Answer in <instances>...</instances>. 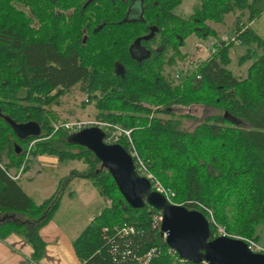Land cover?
Returning <instances> with one entry per match:
<instances>
[{"label":"trees","instance_id":"trees-1","mask_svg":"<svg viewBox=\"0 0 264 264\" xmlns=\"http://www.w3.org/2000/svg\"><path fill=\"white\" fill-rule=\"evenodd\" d=\"M197 1L181 17L172 11L180 0H148L140 20L116 22L114 8L105 6L101 15L102 10H80V0L74 15L62 22L47 13L42 0H0L1 240L15 233L30 245L33 260L44 254L39 229L51 220L64 189L36 203L8 170L22 166L27 172L33 157L49 154L83 163L80 176L109 202L71 240L79 264H204L180 259L158 231L160 212L127 205L93 154L68 143L67 129L52 130L50 106L79 85L98 95H90L98 120L130 130L135 157L173 193L172 203L196 209L208 221L205 207L226 233L256 241L255 226L264 219V39L249 24L264 14V0ZM15 2L29 8L37 28ZM226 14H234L232 37L220 38L213 52L174 77L172 67L185 58L180 51L185 39L215 35L206 22L222 23ZM136 44L149 55L135 58ZM233 44L246 48L239 63L251 59L243 77L227 68ZM190 104L218 112L189 131L178 130L172 107ZM4 117L35 121L39 136L18 139ZM117 144L131 152L124 137ZM124 226L133 231L122 233Z\"/></svg>","mask_w":264,"mask_h":264},{"label":"rangeland","instance_id":"rangeland-1","mask_svg":"<svg viewBox=\"0 0 264 264\" xmlns=\"http://www.w3.org/2000/svg\"><path fill=\"white\" fill-rule=\"evenodd\" d=\"M197 2V0H180V3L172 11L181 17H186L192 12V7ZM233 18L234 14H226L222 23L206 22L215 31V35L206 38L188 36L180 49L182 53H185V58L179 60L180 62L177 63L176 67H172L174 77L180 73L181 68L194 67L207 57L211 53L213 43L218 42L220 38L232 37L234 34L232 32ZM250 27L256 31L258 36L264 39V14L252 21ZM244 49L246 48L240 44H233L230 48V62L227 68L237 77L245 75L246 68L251 62V59H249L246 61L241 60L242 62L239 63V57L244 53ZM90 95L98 96L95 92L89 93L80 90L79 85H77L59 96L57 102L50 106L52 114L49 116L52 130L56 131L60 128L59 126L67 129L65 125H72L74 128L77 122L87 123L88 121L98 120L95 99H92ZM172 110L179 119L176 128L181 131L191 130L204 117L218 112L217 109L202 104L174 106ZM72 130L67 129L70 132ZM31 144L32 141L27 146ZM38 156L46 157V160H44L46 163L51 160L55 161L51 163L52 168L48 169L47 167L37 170L36 168L39 165ZM38 156L31 159L32 172L24 181L25 191L30 194V197L36 203L47 198L57 188L62 187L64 192L54 215L48 222L49 224L47 223L40 228L43 231L41 237L45 241L44 254L39 259L33 260L30 245L21 236L15 234L21 238L24 245L29 247V256H25L24 252L17 247L13 249L12 253L19 259H13L10 263L42 264L43 261L44 264H77L75 256L72 253L69 255L67 250V248L71 249V240L84 228L88 220L109 202L101 198L96 188L87 178L80 176L85 168L83 163L75 160H59L55 155L49 154ZM1 160L7 163L4 153L1 155ZM8 171L10 174L16 172L14 169ZM24 173L23 171L22 174ZM22 174L19 177L23 176ZM15 180L19 182L20 179ZM254 235L256 236V244L264 247V219L255 226ZM2 242L4 247L7 248V243ZM5 252L7 259H9L10 253L6 249ZM54 258L59 261L54 262Z\"/></svg>","mask_w":264,"mask_h":264},{"label":"water","instance_id":"water-1","mask_svg":"<svg viewBox=\"0 0 264 264\" xmlns=\"http://www.w3.org/2000/svg\"><path fill=\"white\" fill-rule=\"evenodd\" d=\"M13 5L31 17L26 7L18 3ZM114 72L121 75L119 65ZM4 120L20 140L40 134V126L35 121L16 123L7 117ZM67 142L82 146L93 154L99 162V170L108 173L127 205L131 208L148 205L160 212L158 231L165 244L179 258L204 264H264V253L251 251L238 238L221 235L211 238L208 221L200 211L172 203L152 190L149 182L136 173L129 153L117 143H105L103 131L98 127L72 131L67 136Z\"/></svg>","mask_w":264,"mask_h":264},{"label":"built area","instance_id":"built-area-1","mask_svg":"<svg viewBox=\"0 0 264 264\" xmlns=\"http://www.w3.org/2000/svg\"><path fill=\"white\" fill-rule=\"evenodd\" d=\"M223 39H225V37H223ZM213 50L214 49L212 48L211 52H213ZM75 125H76V127H74V128L72 125H68V126L65 125V126L68 130L73 129L72 131H76V130H79V129L84 128V127L96 126L103 131V141L107 144L117 143L120 140V137H124L127 140L128 144L130 145V148H131V152L130 151L128 152L129 155L131 156V158L135 157V152L132 148V144H131V141L129 138L130 130L122 129L117 123H111L109 121H104V120H94V121H88L87 123L77 122ZM134 159L135 160H133V159L132 160L134 163L136 173L139 176L145 178L149 182L150 188L152 190L161 193L162 195H164V197L167 200L170 201V198L173 196V193L171 191H169L168 189H165L159 183V181L147 170L146 166L144 165V163L140 159H138L137 157H135ZM22 172H23L22 166H20L14 174H10V173H8V174L10 175V177L12 179H19L20 178L19 175L22 174ZM202 208L208 214V221L213 224V226L215 228V235L216 236L221 235V236H227V237H233V238L241 239L242 241H244L246 243L247 247L251 251L264 253V247L256 244L255 241L248 239V238H245V237H241V236H237V235H231V234L226 233L223 227L217 225L214 222L210 211L205 207H202ZM160 219H161V216H158L157 217L158 223H159ZM132 231H133V228L131 226H124L121 228L122 233H127V232H132ZM146 258H147L146 256L143 257V260H145Z\"/></svg>","mask_w":264,"mask_h":264},{"label":"flooded vegetation","instance_id":"flooded-vegetation-1","mask_svg":"<svg viewBox=\"0 0 264 264\" xmlns=\"http://www.w3.org/2000/svg\"><path fill=\"white\" fill-rule=\"evenodd\" d=\"M148 0H81L80 10H84L85 8H89L90 12L95 13L98 10H102L101 15L105 14V6L110 9H115L118 11L117 16L113 17V20L117 18L116 22H127V21H136L140 20L142 8L145 2ZM156 1V0H151ZM16 3V2H15ZM80 3V0H74L73 4H64L60 2V0H42V5H44L48 14H56L58 15L62 22H66L67 19H70L75 13V6ZM20 4V3H18ZM21 5V4H20ZM23 6V5H21ZM26 7L28 10L29 8ZM31 17H28L31 21V25L34 28H37L38 21L35 16L30 12ZM33 17V18H32ZM85 36H83L82 41ZM132 55L135 58H142L149 55V51L146 47L142 45L136 44L132 49ZM118 65H115V67ZM120 69L122 70L121 66Z\"/></svg>","mask_w":264,"mask_h":264},{"label":"crops","instance_id":"crops-1","mask_svg":"<svg viewBox=\"0 0 264 264\" xmlns=\"http://www.w3.org/2000/svg\"><path fill=\"white\" fill-rule=\"evenodd\" d=\"M252 23V22H251ZM250 23V24H251ZM249 24V25H250ZM38 156V155H37ZM37 160L39 161V165L37 166V170H40V169H43V168H47L48 169H51L52 168V162H55L53 160H51L50 162L46 163L44 160H46V157H43V156H38L37 157ZM32 165V164H31ZM32 166H30V168L27 170V172H25L24 174H22L23 176H21L19 179V184L21 185L23 191L30 197V194L25 191L24 189V181L26 178H28V176H30L31 172H32ZM22 178V179H21ZM69 195V194H68ZM70 201V199H69ZM93 217V216H92ZM89 221V220H88ZM49 224V223H48ZM43 231H41V229L39 230V235L41 236V233ZM42 238V237H41ZM43 239V238H42ZM44 240V239H43ZM2 241H5L7 243V248L4 247L3 245V242ZM45 242V241H44ZM23 242L21 241V238L20 237H17L15 235V233H11L9 234L8 236H6L4 239H0V264H11L10 261H12L13 259H19L14 253H12L13 249L15 248H19L20 251H23L25 256H29V247H27L26 245H24V243L22 244ZM5 249L10 253V258L7 259V255H6V252H5ZM56 249V248H55ZM68 253L69 255L72 253L73 254V251H72V248L71 249H68ZM56 251V250H55ZM74 255V254H73ZM24 256V257H25ZM54 262H58L59 260L58 259H53ZM76 263H78V260L76 259ZM42 264H44V262L42 261Z\"/></svg>","mask_w":264,"mask_h":264}]
</instances>
